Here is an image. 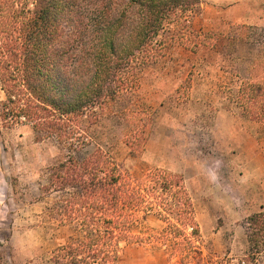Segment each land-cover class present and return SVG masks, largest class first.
<instances>
[{"label":"trees","instance_id":"trees-1","mask_svg":"<svg viewBox=\"0 0 264 264\" xmlns=\"http://www.w3.org/2000/svg\"><path fill=\"white\" fill-rule=\"evenodd\" d=\"M202 3L0 0V118L8 127L29 125L36 140L52 138L66 150L40 188L48 216L73 233L54 250L55 264H123L132 245L166 244L187 228L199 234L182 175L155 170L135 177L101 146L88 148L92 125L116 114L121 100L136 98L140 73L170 46L207 45L193 27ZM235 104L264 123V59L242 80ZM151 215L168 223L156 238L146 224ZM249 222L255 237L264 212Z\"/></svg>","mask_w":264,"mask_h":264},{"label":"rangeland","instance_id":"rangeland-1","mask_svg":"<svg viewBox=\"0 0 264 264\" xmlns=\"http://www.w3.org/2000/svg\"><path fill=\"white\" fill-rule=\"evenodd\" d=\"M202 1L193 27L207 45L170 46L140 73L136 98L92 125L88 150L101 146L135 177L182 175L199 227L198 235L187 228L166 244L132 245L123 264H264V230L253 236L240 153L255 147L254 138L264 146V123L235 104L242 80L264 59V0H256L260 13L250 21L232 16L245 17L251 1L233 13L235 0ZM65 155L55 139L38 141L29 125L8 127L0 118V264H55L54 250L73 234L48 216L40 189ZM171 217L178 225L177 214ZM146 224L155 238L168 226L156 215Z\"/></svg>","mask_w":264,"mask_h":264},{"label":"crops","instance_id":"crops-1","mask_svg":"<svg viewBox=\"0 0 264 264\" xmlns=\"http://www.w3.org/2000/svg\"><path fill=\"white\" fill-rule=\"evenodd\" d=\"M214 4H223L228 0H211ZM249 1L251 3L249 4ZM235 5L230 8L231 13L242 9V6L248 5L245 8V17L232 16L236 21H250L260 13L259 6H257L256 0H235ZM203 4V3H202ZM204 6V5H203ZM202 10V9H201ZM252 135H250V138ZM255 147L247 148L240 151L242 160V167L244 168L243 180L246 186L250 189V196L246 198L247 211L250 215L255 213L264 212V146L258 144L256 138Z\"/></svg>","mask_w":264,"mask_h":264}]
</instances>
